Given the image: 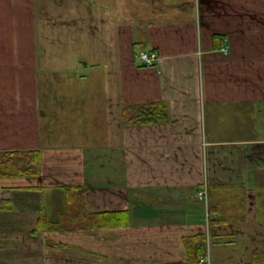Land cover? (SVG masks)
Listing matches in <instances>:
<instances>
[{
  "label": "crops",
  "instance_id": "1",
  "mask_svg": "<svg viewBox=\"0 0 264 264\" xmlns=\"http://www.w3.org/2000/svg\"><path fill=\"white\" fill-rule=\"evenodd\" d=\"M47 1L54 9L0 0V151H41L38 175L0 177V264H186L183 238L197 232L244 251L233 264L262 253L264 0ZM82 13L108 34L84 61L108 109L105 144L44 136L41 81L70 71L45 54L41 66L40 32ZM139 50L156 51V63L141 65ZM158 101L166 122L122 123V103ZM79 186L89 213L124 209L129 224L34 234L39 213L60 218Z\"/></svg>",
  "mask_w": 264,
  "mask_h": 264
},
{
  "label": "rangeland",
  "instance_id": "2",
  "mask_svg": "<svg viewBox=\"0 0 264 264\" xmlns=\"http://www.w3.org/2000/svg\"><path fill=\"white\" fill-rule=\"evenodd\" d=\"M43 1L49 9L51 3L47 0ZM63 1L56 0L55 6L59 7L57 10L63 8ZM74 1L81 3V0ZM122 5L124 4L122 3ZM52 7L54 9L53 3L51 9ZM73 10L75 13H81L82 11L79 6H73ZM81 17L87 19V22H77V19L79 20ZM63 19L64 17L61 16L59 21ZM72 21L71 24H67L68 26L61 23L55 27L51 23L46 28L43 27L42 32H40L41 55L39 61H41V66L47 62L45 56L47 55L53 59L56 58L58 68L70 71L61 74L63 77L61 79H44L41 81L42 97L40 99L42 100L44 118L48 117L50 120L48 121L47 118V120H44V136H47L48 141L51 139L50 135L52 134L60 132L66 135L67 131L71 130L80 135L82 134L81 138L78 137V139L91 141L93 144H105L109 140L108 130L110 129L108 124H111V121L104 120L105 112L108 113V109L104 105L103 93L100 90L99 93L96 91V73L98 71L91 69V66L87 68L84 61L98 57L95 51L96 43L104 41L100 38L102 36L105 38L108 34L98 31L102 26L96 24L99 21L97 15L86 16L82 13L78 17L73 16ZM86 43H89L88 49L85 46ZM93 43L94 47H91ZM43 54L45 55L43 56ZM95 96L99 97V101L102 99V103L97 108L98 112L95 102L92 101L96 99ZM71 139L66 138L65 140L70 141ZM204 245L205 251L202 254L209 256V264H233L232 261L246 258L243 256L244 251L238 252L234 256L230 255L227 247L216 244L213 239H208Z\"/></svg>",
  "mask_w": 264,
  "mask_h": 264
},
{
  "label": "trees",
  "instance_id": "3",
  "mask_svg": "<svg viewBox=\"0 0 264 264\" xmlns=\"http://www.w3.org/2000/svg\"><path fill=\"white\" fill-rule=\"evenodd\" d=\"M168 118L167 106L164 101L149 103H122L120 119L124 124H155L166 122ZM41 151L11 150L0 151V177L36 176L39 174ZM78 192L70 193L66 209L57 220H51L42 212L37 219V227L32 232H51L62 230H81L96 228L121 227L129 224L127 210H105L89 213L84 207L82 195L85 188L76 187ZM9 202L0 198V210L7 208ZM210 225L218 223L209 219ZM207 236L198 233L185 236L183 243L188 254L186 264H199L200 255L205 251ZM264 263V251L254 253L247 264ZM185 264V263H174Z\"/></svg>",
  "mask_w": 264,
  "mask_h": 264
},
{
  "label": "built area",
  "instance_id": "4",
  "mask_svg": "<svg viewBox=\"0 0 264 264\" xmlns=\"http://www.w3.org/2000/svg\"><path fill=\"white\" fill-rule=\"evenodd\" d=\"M135 58L140 61L141 65L152 66L156 63L158 59V53L156 51L150 50H139L135 53ZM195 197L199 200L206 199V190L201 189L196 191ZM199 258L200 264H209V256L202 254Z\"/></svg>",
  "mask_w": 264,
  "mask_h": 264
}]
</instances>
